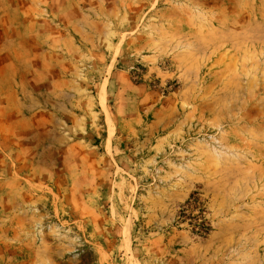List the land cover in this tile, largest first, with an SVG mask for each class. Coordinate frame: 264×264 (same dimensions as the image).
<instances>
[{"label": "rangeland", "instance_id": "374dc122", "mask_svg": "<svg viewBox=\"0 0 264 264\" xmlns=\"http://www.w3.org/2000/svg\"><path fill=\"white\" fill-rule=\"evenodd\" d=\"M0 264H264V0H0Z\"/></svg>", "mask_w": 264, "mask_h": 264}, {"label": "trees", "instance_id": "16d2710c", "mask_svg": "<svg viewBox=\"0 0 264 264\" xmlns=\"http://www.w3.org/2000/svg\"><path fill=\"white\" fill-rule=\"evenodd\" d=\"M197 227H198L199 230H204V228H205L203 222H201V223L197 222Z\"/></svg>", "mask_w": 264, "mask_h": 264}]
</instances>
